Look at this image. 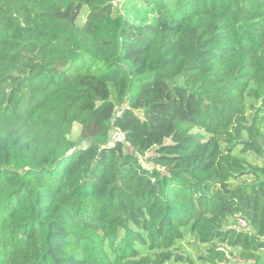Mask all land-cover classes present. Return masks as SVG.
Masks as SVG:
<instances>
[{
	"label": "trees",
	"instance_id": "1",
	"mask_svg": "<svg viewBox=\"0 0 264 264\" xmlns=\"http://www.w3.org/2000/svg\"><path fill=\"white\" fill-rule=\"evenodd\" d=\"M115 1L0 0V264L259 260L264 0Z\"/></svg>",
	"mask_w": 264,
	"mask_h": 264
},
{
	"label": "rangeland",
	"instance_id": "2",
	"mask_svg": "<svg viewBox=\"0 0 264 264\" xmlns=\"http://www.w3.org/2000/svg\"><path fill=\"white\" fill-rule=\"evenodd\" d=\"M122 0H116L115 3L121 2ZM178 81H182L181 78ZM44 94V91L40 94V97ZM248 104H251V101L248 100ZM248 105V107H249ZM248 115H251V111L248 109ZM80 125L78 123L74 124L73 131L70 135V139L73 141L79 140L80 135ZM263 133H264V125H263ZM112 140L116 138H121L122 135L119 131L114 130L111 134ZM143 163H145L144 159ZM252 177H244L239 179L234 186L242 184L244 181H251ZM226 227L234 228L237 232H245L247 229L243 228L239 221L229 219L226 223ZM183 238L181 240H177L172 247V251H175L178 254H181L183 257L182 261H175V259H171L170 261L165 262L164 264H210V261H207L205 258L208 256L209 249L211 247H217L221 250L225 251L226 261L225 262H217L216 264H264V256L261 255L259 260L255 261V259H250V261H244L241 259L239 247H233L229 243L221 242L214 240L213 243H201L197 236L192 233L189 228H183ZM146 254L145 251L141 253V255Z\"/></svg>",
	"mask_w": 264,
	"mask_h": 264
},
{
	"label": "built area",
	"instance_id": "3",
	"mask_svg": "<svg viewBox=\"0 0 264 264\" xmlns=\"http://www.w3.org/2000/svg\"><path fill=\"white\" fill-rule=\"evenodd\" d=\"M239 224H240L243 228H245V227L248 226L246 220H244V219H239Z\"/></svg>",
	"mask_w": 264,
	"mask_h": 264
}]
</instances>
